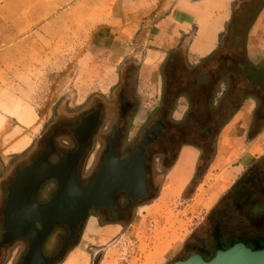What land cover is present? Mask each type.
<instances>
[{
	"label": "crops",
	"instance_id": "obj_1",
	"mask_svg": "<svg viewBox=\"0 0 264 264\" xmlns=\"http://www.w3.org/2000/svg\"><path fill=\"white\" fill-rule=\"evenodd\" d=\"M244 1L249 0H0V79L5 81L1 89H30L33 78L41 77L44 70H61L66 55L77 51V64L84 76L99 78L103 67L109 66V72L104 69L103 75L113 79L108 89L117 84L114 72L136 61L134 89L141 106L146 99L138 98L149 96L152 89H161L160 69L168 53L180 48L189 65L198 64L218 48L233 10ZM245 53L247 60L259 68L258 77H264V6L247 33ZM102 87H107L106 81L95 82L93 88ZM257 87L258 81L221 127L215 140V156L203 179L229 165L231 181L224 195L252 170L257 174L258 196L248 198L245 205L264 208V89ZM225 88L220 86L218 96ZM176 104L172 119L179 122L188 105L185 98H179ZM4 111L22 127H30L37 117L30 107L17 101ZM29 144L30 140L23 137L9 148L12 154L22 153ZM198 158L197 149L182 146L169 170L168 184L177 183L178 191L187 186ZM169 189L164 188L163 193ZM113 224L118 223L103 227L108 229ZM91 229L88 227L83 234L85 242H93ZM163 247L131 253L126 263L106 249L73 248L75 251H69L60 264H163L167 256Z\"/></svg>",
	"mask_w": 264,
	"mask_h": 264
},
{
	"label": "rangeland",
	"instance_id": "obj_2",
	"mask_svg": "<svg viewBox=\"0 0 264 264\" xmlns=\"http://www.w3.org/2000/svg\"><path fill=\"white\" fill-rule=\"evenodd\" d=\"M66 57L67 61L64 68L55 72L44 70L41 77L31 80L30 89H1L4 88L5 81L0 79V115L3 119V126L0 129V213L5 202V186L15 172L28 162L30 153L36 149V144H39L38 142L43 137L49 135L52 128L66 121L72 122L73 118L82 115L94 106L99 105L103 110L107 108L102 123V131L105 134H103V142L99 148L94 147L89 152L87 167L92 166L97 161L98 152L104 151L103 149L107 145L106 137H110L114 131H106L104 128L106 126L109 128L116 122V119L118 121L120 93L129 95V99L135 105V111L132 112L128 123L125 125L123 139L129 145L127 149L139 143L143 133L153 125L155 120L164 118V115L166 116L164 122L168 125L166 130H171L173 123L178 122L172 119L174 111L172 113L167 110L161 111V89H152L149 96L138 98L140 100L143 97L146 99L145 103H142L141 106L138 105L134 89L136 61L125 63L117 72H114V77H116L115 74L117 75V84L108 89V85L113 79L104 78L103 75L104 69L109 72L107 69L109 66L103 67L102 75L99 78L98 76H84L79 71L77 64L78 52L70 53ZM128 70H130L129 77L126 74ZM19 80L25 82L28 79ZM103 81L107 82V87L93 88L95 82ZM125 84L128 85L129 89H121ZM16 101L25 103L35 112L37 117L30 127L20 126L13 118L5 114L4 109H8ZM186 111L187 109L183 115L186 114ZM178 114L176 113L174 117L177 118ZM23 137L30 140L28 148L22 153L12 154L9 147L14 141ZM170 146L169 142L164 140L162 145L155 149V152L161 153V155L152 157V161L149 163L150 181L153 185L152 196L140 203L139 207L133 206L125 223L113 224L108 229L103 227L105 223H102L95 216H87L81 222L78 236L67 252L75 251V249L76 251L106 249L113 251V254L116 255L115 258L120 257L123 259L122 262L126 263L125 260L131 259V253L155 251L159 248L162 250V246H164L163 250L167 251V256L163 264H173L177 261L186 260L190 256L197 255L198 250L203 252L207 259L213 257L217 250L213 246V241L218 231L215 232L213 228L216 224V218L209 217V213L231 181L229 172H227L230 170L229 165L216 170L212 176L208 175L191 195H185L184 190L187 186L178 191L177 183L168 184L170 176V169L168 168L175 156L177 158L179 154L178 149H172ZM262 166L264 167V164ZM167 187L170 189L164 194L163 190ZM228 220L232 221L228 225V230L225 225L224 239L231 234L256 233V230L253 229L246 231L248 224L241 223L242 219H238L236 214ZM263 225L257 224V227ZM59 226L61 228L54 230L49 237V253L54 254L60 248V239L65 235L64 226ZM91 226L90 233L93 242H85L83 234ZM52 240L54 246L50 248ZM225 246L223 247L227 248ZM21 253L19 243L7 246L4 251H0V264H17Z\"/></svg>",
	"mask_w": 264,
	"mask_h": 264
},
{
	"label": "trees",
	"instance_id": "obj_3",
	"mask_svg": "<svg viewBox=\"0 0 264 264\" xmlns=\"http://www.w3.org/2000/svg\"><path fill=\"white\" fill-rule=\"evenodd\" d=\"M239 5L233 10L213 53L198 64L189 65L185 51L175 49L168 53L160 69L161 111L172 113L179 98H185L188 105L183 119L173 123L171 130L165 131L164 140L178 152L182 146L193 147L199 152L193 177L184 190L185 195H191L203 180L215 156V140L221 127L238 111L244 98L250 96L249 89L255 88L259 78V68L246 58L245 42L250 27L264 6V0L244 1ZM221 85L226 88L218 96ZM175 160L176 156L168 169ZM250 171L235 182L209 213V217L216 218L213 228L218 232L213 246L217 250H226L237 243L251 250L264 249V225L257 227V224H264V208L245 205L248 198L257 194L258 188L257 174ZM233 212L238 219H242L241 223L248 224L246 231L253 229L256 233L231 234L224 239V228L226 225L228 230L232 221L228 218H232ZM225 245L227 248L223 247Z\"/></svg>",
	"mask_w": 264,
	"mask_h": 264
},
{
	"label": "water",
	"instance_id": "obj_4",
	"mask_svg": "<svg viewBox=\"0 0 264 264\" xmlns=\"http://www.w3.org/2000/svg\"><path fill=\"white\" fill-rule=\"evenodd\" d=\"M159 134L160 130L156 132L154 138ZM117 139L118 135L112 140L110 153L102 164L96 180L85 186H80L76 182L74 176L75 165H67L64 159L55 166L48 164L40 166L35 161L26 167L20 177H17L15 182L9 187L8 201L3 211L5 234L2 237L1 244L15 237H24L32 244L28 235L38 234L39 237L31 245L26 264H33L32 261L34 260L38 263L42 262L40 249L43 240L55 226L64 225L59 220L67 215L69 202L73 198V202H75L77 197L76 199L80 200L81 206L79 214L74 215V221L72 220L70 226L67 225L69 236L61 240V248L57 255L44 261L45 264H53L61 260L73 245L75 231L90 207L105 206L110 211H113L115 196L121 191L133 201H138L142 198L148 191L146 185L145 150L143 147H136L124 159L118 160L114 155ZM49 153L50 150L44 151L43 160L47 158ZM77 158L78 155L76 154L73 161H76ZM69 168L70 172L68 171L69 176H67ZM137 175L138 178L136 177ZM33 176L39 178V181L43 178H54L58 182L55 196L45 205H38L35 201V189L39 184L38 180L31 182L32 185L33 183L35 184V188L33 190L26 189V196H23L24 189L21 190V183ZM65 181L67 184L64 185ZM26 184L29 185V181ZM22 200L25 201L21 202ZM36 224L40 225V230L36 229ZM94 264L97 263L94 261ZM173 264H264V249L251 250L242 243H237L226 250L217 251L214 257L208 261L199 255H193L186 260L177 261Z\"/></svg>",
	"mask_w": 264,
	"mask_h": 264
},
{
	"label": "flooded vegetation",
	"instance_id": "obj_5",
	"mask_svg": "<svg viewBox=\"0 0 264 264\" xmlns=\"http://www.w3.org/2000/svg\"><path fill=\"white\" fill-rule=\"evenodd\" d=\"M127 76H130V70L126 71ZM125 74V75H126ZM126 77V76H125ZM264 78V77H262ZM258 79V87L256 89H264V79ZM125 84L124 87L121 89H129L128 85ZM126 93H120L119 96V102H118V109H119V116H118V122L116 119V122L112 124L109 128L106 126L104 129L106 131L111 130L112 135L110 137H106V147L103 149L104 151H99L97 155V161L93 163L92 166L87 167L86 163L88 161V155L89 152L92 150V148H99V145L101 142H103V134L105 132L102 131V123L103 119L106 116L105 111L103 110L101 106H94V108L89 109L88 111H85L82 115L77 116L76 118H73L72 122L66 121L65 123L58 125L54 128H52V131L49 135H46L41 139L39 144H36L35 151L33 150L30 155L28 162L24 164L19 170H17L14 174V176L11 178V180L8 182V184L5 186L6 190V196H5V202L4 206L1 209L0 213V251H4L7 246L12 245L13 243H19L20 250L22 251L19 259L17 260V264H26V258L29 254V251H31V245L28 239L24 237H15L12 240L1 244V240L3 235L5 234L4 230V215L3 211L7 205L8 196H9V187L15 182L17 177H20L22 171L33 164L35 161L40 166H44L45 164L55 166L60 164L62 159L71 160L69 165H75L74 166V176L76 179V182L80 186H85L89 183H92L96 180L98 176V172L104 163L106 157L109 155L112 145V140L115 136L118 135V139L115 143L114 148V155L115 158L118 160L124 159L134 148L136 147H143L145 150V171H146V185H147V193L140 198L138 201H133L129 196H127L124 192H119L115 196V200L113 203V211H110L105 206H93L90 207L86 215L83 217H96L98 220H100L102 223L108 224V223H118L123 224L128 220V217L131 213V208L133 206H138L140 203L145 201L146 199L150 198L153 193V185L150 181L151 176V169L149 167V163L152 161V157H156L158 152H155V149L159 148L162 143L164 142L163 133L168 128L167 123L164 122V119L166 116L164 115V118H160L154 121L153 125L149 127L146 132L143 133L142 138L140 139L139 143H137L134 147H129V145L124 142L123 136L125 131V125L128 123V120L130 119V116L132 115V112L134 113L135 105L133 102L129 99V95H125ZM264 99V95L261 96ZM264 108V106H263ZM264 115V113H263ZM166 120V119H165ZM119 123V124H118ZM115 127V129H114ZM160 130V134L154 138V134ZM96 143H98L96 145ZM46 150H50V153L48 154L47 158L43 160V153ZM126 150V151H125ZM81 151V152H80ZM124 154H121L123 153ZM78 155V158L76 161L74 160V156ZM158 156V157H159ZM28 158V157H27ZM157 160V159H155ZM74 163V164H73ZM70 168L67 170V176H69ZM39 181V178L35 177L33 181V177H30L28 180H25L23 183H21V190L22 189H31L35 188V184H31V182ZM30 182L29 185L26 184V182ZM58 189V182L54 178H43L39 181L38 186L35 189V201L38 205H45L55 196L56 191ZM81 220V222L83 221ZM80 222V225H81ZM80 225L77 227L75 231V240L78 236V232L80 230ZM64 226V225H63ZM40 225L36 224V229L40 230ZM61 228L60 226H57L51 230V232L48 234V236L43 240L41 244V257L42 262L38 264H45V259L54 257L57 255L61 248H60L53 254L49 253L48 251V240L50 235L53 234L54 230ZM65 229V235L61 237L60 240L66 238L69 236V230L67 227L64 226ZM53 240L51 241L50 248H53L54 245ZM223 250V248H222ZM222 250H216L222 251ZM68 252L65 253L64 257L66 256ZM199 256H201L204 260H208L206 255H204L203 252H198ZM63 257V258H64ZM62 258V259H63ZM61 260L57 261L53 264H60Z\"/></svg>",
	"mask_w": 264,
	"mask_h": 264
},
{
	"label": "bare ground",
	"instance_id": "obj_6",
	"mask_svg": "<svg viewBox=\"0 0 264 264\" xmlns=\"http://www.w3.org/2000/svg\"><path fill=\"white\" fill-rule=\"evenodd\" d=\"M154 135H156V133L154 134ZM65 161H66V163H67V165H69L70 164V162H71V160H66V159H64ZM70 161V162H69ZM67 165H66V167H67ZM137 178H138V175L136 176ZM63 178V177H62ZM34 179H35V177L33 176V181H34ZM137 182H138V180H137ZM30 183V182H29ZM65 184H67V182L65 181L64 182V185ZM137 185H139V183H137ZM179 188H180V186H179ZM25 192H26V189H24L23 190V196L25 197L26 195H25ZM167 191L165 190V192H164V194L166 193ZM163 194V195H164ZM77 198V197H76ZM75 198V202H73V200H74V198H73V200L71 201V202H69V208H67V209H69L68 210V213H67V218H61V220H59V222L60 223H63L64 224V226L65 227H67L68 228V226L67 225H69L70 226V224L72 223V220L73 219H75L74 218V215H77V214H79V210H80V206H81V204H80V200H78V199H76ZM25 200H22L21 202H24ZM65 214H66V212H65ZM64 219V220H63ZM74 221V220H73ZM46 224V223H45ZM28 237H29V239L31 240V242H32V244H34V242H35V240L39 237V235L38 234H35V235H28ZM32 261V260H31ZM32 263L33 264H38V262L36 261V260H34V261H32Z\"/></svg>",
	"mask_w": 264,
	"mask_h": 264
}]
</instances>
